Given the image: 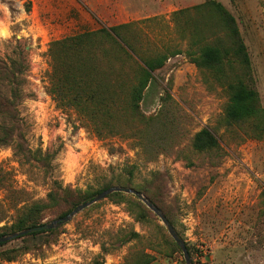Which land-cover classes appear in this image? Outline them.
<instances>
[{"label": "rangeland", "instance_id": "obj_1", "mask_svg": "<svg viewBox=\"0 0 264 264\" xmlns=\"http://www.w3.org/2000/svg\"><path fill=\"white\" fill-rule=\"evenodd\" d=\"M207 1L0 0V233L23 207L46 200L55 181L83 191L122 175L155 200L193 264H264V137L246 123L222 120L228 83L238 79L257 90L264 106V0H215L236 20L249 69ZM128 22L125 36L136 58L185 51L193 35L229 54L222 72L198 66L184 52L171 56L153 72L140 103L148 122L114 113L107 118L109 134L98 137L82 111L52 93L55 64L73 62L75 54L60 50L55 57L50 47L69 35ZM94 55L122 87L115 97L126 105L134 64L114 50ZM204 127L219 145L196 151L193 138ZM113 193L52 233L0 245V264H186L151 209L132 194ZM57 213L48 210L44 221Z\"/></svg>", "mask_w": 264, "mask_h": 264}, {"label": "trees", "instance_id": "obj_2", "mask_svg": "<svg viewBox=\"0 0 264 264\" xmlns=\"http://www.w3.org/2000/svg\"><path fill=\"white\" fill-rule=\"evenodd\" d=\"M205 4L211 10L222 15V20L228 29V35L233 42L234 55L242 67L249 69V54L234 16L221 3L215 0H208ZM130 26L131 23L129 22L102 26L97 30L84 31L55 40L50 47V51L55 57L60 50L75 54V61L69 63L65 59V62H57L58 67L55 64V81H53V87L51 88L52 93L55 94L58 102L66 106L76 107L82 111L88 119L92 131L98 137L109 134L106 129V124L109 121L107 118L114 113H126L137 123L148 122L150 116L146 117L141 112L140 103L144 97L145 90L153 79V72L161 68L171 56L184 52L198 66L222 72L224 58L229 54V49L220 44L210 42L199 44V41L193 35L191 36L190 47L185 51L171 48L160 54L146 57L139 56L138 59L135 55L137 54V48L125 36V31L129 30ZM102 44L107 47H102ZM111 50L132 61L135 66V82L131 84L128 91L126 105H123L115 97L122 87L119 83L114 84L106 77V72L102 69L106 65L103 64L101 58L94 55L97 51H101L106 55ZM228 91L229 100L224 110L223 123L225 125L246 123L256 136L264 137V106L261 105L257 90L250 87L243 80L238 79L228 83ZM218 145L217 136L208 127L200 129L195 134L192 142V147L196 151L210 150ZM128 180L119 175L115 179L105 180L97 189L89 188L83 191L81 189H72L68 186L64 187L61 183L55 181L47 193L46 200L35 201L23 207L14 223L6 226V229L0 235L44 223L46 213L50 209L58 210L57 218L62 217L80 202L88 200L95 193H100L112 185L129 186ZM134 188L144 191L137 187ZM112 195L125 198L126 194L114 192ZM151 200L157 205L155 200ZM66 204L70 206L65 210H61L60 208ZM54 231L56 229L33 232L26 236H36ZM4 243H0V245ZM14 250L12 249L9 252ZM188 250L190 253L189 248ZM14 258L15 255L6 256L7 260H13Z\"/></svg>", "mask_w": 264, "mask_h": 264}, {"label": "water", "instance_id": "obj_3", "mask_svg": "<svg viewBox=\"0 0 264 264\" xmlns=\"http://www.w3.org/2000/svg\"><path fill=\"white\" fill-rule=\"evenodd\" d=\"M113 192H124L128 194H132L136 196L139 200H141L149 209H151L162 221V223L167 228L169 234L173 237L175 242L179 245L180 249L182 250L184 259L186 261V264H193L191 255L189 253V250L187 248L186 242L184 239L179 235L178 231L175 229L174 225L171 223V221L168 219V217L164 214V212L161 210V208L156 205L148 196H146L143 192L139 191L138 189L131 187V186H125V185H112L100 193L94 195L89 200H86L84 202H81L76 205V207L71 210L66 215L55 218L50 221H46L42 224H38L31 227H26L19 231H14L8 234L0 235V243L7 242L9 240H12L14 238L27 235L33 232H39V231H45L50 229H55L60 227L61 225L67 223L70 221L79 211L86 208L87 206L107 197L109 194Z\"/></svg>", "mask_w": 264, "mask_h": 264}]
</instances>
